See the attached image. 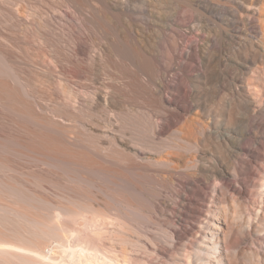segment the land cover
Here are the masks:
<instances>
[{"label":"bare ground","instance_id":"obj_1","mask_svg":"<svg viewBox=\"0 0 264 264\" xmlns=\"http://www.w3.org/2000/svg\"><path fill=\"white\" fill-rule=\"evenodd\" d=\"M1 12L49 53L0 49V264H264V0Z\"/></svg>","mask_w":264,"mask_h":264},{"label":"rangeland","instance_id":"obj_2","mask_svg":"<svg viewBox=\"0 0 264 264\" xmlns=\"http://www.w3.org/2000/svg\"><path fill=\"white\" fill-rule=\"evenodd\" d=\"M4 14L6 13V12H3ZM2 12L0 13L1 15H0V20L2 21V18L4 19V20H7L8 21V17H7V15L5 16L4 14H3ZM3 20V21H4ZM2 21V22H3ZM6 21V22H7ZM8 22H10V21H8ZM1 23V22H0ZM4 25L6 24L5 22L3 23ZM10 26H8L7 25V27H10V28H12L11 26V22L10 23H8ZM13 25H17L16 23L15 24H13ZM16 28H20L18 25L16 26V27H14V29H16ZM21 29H22V27H21ZM20 32L21 30L19 29V30H16V32ZM22 31H23V29H22ZM22 31L19 33L20 35L22 34ZM32 33H34V34H32ZM36 32H34V31H32L31 32V34H30V36H28V38H23L22 37V35H21V38H19L17 41L16 40H14L10 35H6L5 37H2V36H0V49H2V50H4L5 48H6V50H4V51H7V53H9V54H7V55H10L11 54V56H9V57H11L10 59L12 60L11 61V63L13 64V66H14V68H16V70L18 69V68H20V70H22V71H20L19 69H18V72L20 73V74H23V76H28V72H27V67L25 66V64H23L24 62H26V60H25V57L27 56V55H29L30 53V55L32 56V54H35V55H33V57L34 56H37V59H39V57H41V56H39V55H41V54H39V53H41V51L42 50H45V48L47 49L46 51L47 52H45L46 54H48L49 52V50H48V48H49V46H46V45H48L45 41V43H43V42H41L40 41V43L38 42L39 40V38H40V36H39V34L38 33H36ZM38 34V35H37ZM32 35H34V37L32 36ZM36 35V36H35ZM39 36V37H38ZM20 37V36H19ZM95 37H97L96 35H95ZM37 38V39H36ZM41 39V38H40ZM38 40V41H37ZM41 43H43L44 44V46H42V44ZM38 44H41V46L42 47H39L40 45H38ZM38 47H39V51L37 50L38 49ZM43 47H45V48H43ZM48 47V48H47ZM40 48H43V49H41L40 50ZM25 49V50H24ZM10 51V52H9ZM27 52V53H26ZM38 52V54H36ZM27 54V55H26ZM13 55V56H12ZM16 58H15V57ZM13 58H15L14 60H16L17 62H19L20 64H16V61H14L13 60ZM21 58V60H22V62L19 60ZM34 58H36V57H34ZM14 61V62H13ZM41 62V61H40ZM22 63V64H21ZM36 64H39L38 66H42V67H44V64L43 63H38V62H36ZM16 66H18V68L16 67ZM21 66V67H20ZM21 72H23V73H21ZM26 72V73H25ZM27 74V75H26ZM31 80V79H30ZM33 81V80H32ZM54 80L52 79V77H49L48 79H47V81H45L44 83H38V84H35V85H33V88H34V92H35V95H36V100H38V101H40V102H45V103H48V104H52L54 101V98H55V96H56V94H55V90H54V88H53V86H54ZM31 85H32V82H31ZM50 90H51V92H50ZM143 102V101H142ZM141 101H140V103L139 102H137L138 104V107H140L141 105V107L139 108V109H142V112H143V114L142 113H140V114H142V116L144 115H146V112L145 111H147V105L148 104H146L145 103V105L142 103ZM124 105V104H123ZM132 105V104H131ZM129 105L128 106V108H135V109H138L137 108V106H134V105ZM140 105V106H139ZM124 107V106H123ZM123 107H121V109L123 108ZM120 109V110H121ZM133 110V109H132ZM4 112H6V111H4ZM8 112V111H7ZM3 113V115H4V118L6 119V117H5V115L7 116V119L5 120L4 118V120H5V122H3L7 127V129H9V128H12L13 126L11 125V124H9L8 122H11L10 120H8V118L10 117V115H9V113ZM133 112H135L134 110H133ZM137 112V111H136ZM137 114H138V112H137ZM11 118V117H10ZM9 118V119H10ZM2 119V121H4ZM8 120V121H7ZM7 121V122H6ZM78 124L77 123H75V130H76V132H78V131H81L82 129H80V128H78V126H77ZM9 127V128H8ZM10 130V129H9ZM12 130V129H11ZM0 134H3V133H0ZM5 134V133H4ZM7 135H16V134H19V133H6ZM24 135L26 134V133H23ZM63 176H64V174H63ZM66 177L67 176H65V177H63V178H65V179H62V180H64V183H63V181H62V184L64 185V186H66L65 187V189H61L60 187L59 188H57L59 191H58V193L59 194H63V193H66V192H69L70 193V195L71 196H75V195H79L77 192H76V190L74 189V187H75V184L74 183H71L70 181H68V179H66ZM23 182V181H22ZM25 183V182H24ZM26 185H28V187H30V188H32V187H34V186H32L31 187V184H28V183H26ZM34 189L36 190V188L34 187ZM57 189H56V191H57ZM60 189H61V192H60ZM66 189H69V190H66ZM83 189V188H82ZM37 191H39V189H37ZM68 194V193H67Z\"/></svg>","mask_w":264,"mask_h":264}]
</instances>
